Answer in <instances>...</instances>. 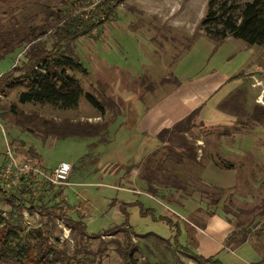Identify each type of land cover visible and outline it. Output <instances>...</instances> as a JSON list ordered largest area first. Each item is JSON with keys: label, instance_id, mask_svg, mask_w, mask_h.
I'll return each instance as SVG.
<instances>
[{"label": "rangeland", "instance_id": "374dc122", "mask_svg": "<svg viewBox=\"0 0 264 264\" xmlns=\"http://www.w3.org/2000/svg\"><path fill=\"white\" fill-rule=\"evenodd\" d=\"M60 1L0 0V35L11 29L12 12L17 18L35 17V22L40 23L42 6H54ZM95 1L89 0L85 7ZM208 1L113 0L114 20L73 46L86 72H70L79 79L85 94L90 93L101 101L104 116L85 97L76 108L63 110L46 104H19V90L0 89V153L8 154V168L12 171L8 177L6 171L0 174V179L11 178L14 185H19L18 179L22 176L37 174L34 170L20 174L18 169L25 165L49 174L62 164L72 169L71 185L60 186L65 187L64 196L72 211L76 210L75 214H70L83 220L88 234H83L82 229L73 230L69 222L52 214L42 217L38 212L32 215L24 211L21 221L25 233L35 228L52 229L46 240L56 247V255L48 258L53 264H126L120 252L129 247L130 264H197L191 255L196 253L194 227L188 226L186 230L180 220L181 234L175 240V228L171 229L161 217L177 219L171 214L178 210L181 215L190 216V223L202 227L208 214L218 209L232 222L234 234L240 233L239 241L247 235L261 252L263 262H259L264 264V165L257 161L250 165L248 156H237L234 158L239 165L234 166L238 169L235 186L220 189L206 186L203 180V184L196 182V186L189 189L197 190L196 198L184 203L183 210L170 203L176 196L149 195L145 184L135 178L131 170L133 164L144 157L138 154L139 138L134 131V116L143 108L139 100L148 98L149 102H155L172 90L177 83L172 73L180 80L193 74L206 76L214 70L234 68L246 53L249 59L252 56L246 69L236 66L241 70L240 76L246 79L244 85L222 104V108L236 116V121L232 125L207 127L195 119V128L185 137L197 147L198 159L202 150L207 155L206 152L223 143L225 138L221 136L236 135V147L256 149L259 158L264 160V46L250 47L233 38L216 41L206 37L201 22L206 17ZM245 1L248 0L242 3ZM245 46L250 51L241 54ZM24 50H16L0 59V77L16 64L21 65ZM13 105L19 109V116L12 112ZM23 117L35 122L25 127L34 130L33 133L24 132L25 128L18 125ZM43 122L51 124L45 126ZM59 126L70 131L72 128L98 133L99 137L59 140L49 136L44 142L52 128L55 132ZM218 137L221 140L218 141ZM158 144L162 148L159 141ZM13 149H17L18 157L26 164H20ZM32 155L37 156L35 160ZM152 156L144 157L141 163ZM195 171L200 175V168ZM43 181L33 185L34 196L40 195L46 185ZM188 205L191 208L202 206V212L190 215ZM2 208L8 210L9 207L6 204ZM126 224L135 236L121 233L128 228ZM238 255L246 262L242 257L245 251Z\"/></svg>", "mask_w": 264, "mask_h": 264}, {"label": "trees", "instance_id": "16d2710c", "mask_svg": "<svg viewBox=\"0 0 264 264\" xmlns=\"http://www.w3.org/2000/svg\"><path fill=\"white\" fill-rule=\"evenodd\" d=\"M103 1L101 0L90 11H83L89 0L75 2L61 0L54 6L43 5L40 23L35 22V17L21 19L14 16L12 12L11 29L0 35V59L16 50L25 49L22 53L24 61L20 66L16 64L11 71L0 77V89L19 90V104H46L63 110L76 108L82 97H85L104 116L105 108L101 101L90 93L85 94L79 79L70 73L72 71L86 72L73 51L77 41L92 36L95 30L98 31L104 24L113 21L116 16V5L113 4V0ZM201 28L206 37L216 41L233 38L243 41L250 47L264 46V0H248L243 3L242 0H209ZM12 112L19 116L20 112L16 105L12 106ZM196 116L197 112H193L171 129L160 132L157 140L162 148L159 147L147 162L138 165L147 193L164 198L166 195L176 196L175 201L170 203L180 209L184 207L185 200L194 198L198 193L197 190L189 189L195 187L196 182L202 183L195 168H204L208 162L206 160H212L223 170L234 169L233 164L224 161L219 155L204 154L202 161H198L197 147L185 137V134L195 128ZM17 123L25 128L28 125L33 126L35 122L33 119L23 117ZM42 124L46 126L51 123L43 122ZM24 132L31 134L34 130L25 128ZM49 136H55L59 140L71 137H99L98 133L91 134L72 128L70 131L63 126H59L55 132L52 128L51 133L45 136L44 142L48 141ZM12 153L18 157L17 149H13ZM36 157L32 155L31 158L35 160ZM18 158L20 164L27 163ZM9 160L7 153H0V174L9 167ZM43 180L44 178L37 174L22 176L19 185H14L11 178L6 181L0 179V205L6 207L7 204L9 207L8 210L0 207V264H53L48 258L56 255V247L47 244L46 240L47 233H50L49 230L52 229L35 228L34 231L25 233L21 222L24 211H30L32 215L38 212L42 217H50L52 214L56 218L60 217L69 222L73 230L82 229L83 234H88L83 220L75 219L71 215L75 214L76 210L73 212V208L65 199V187L52 185ZM40 181H43L46 184L43 186L47 188L43 187L40 195L36 197L31 189ZM2 214H6L5 217H2ZM173 215L178 217L174 213ZM161 219L171 229L175 228L177 235L174 239L177 240L178 235L181 234L180 217L174 220L170 217H161ZM131 229L128 226L121 233L130 236ZM132 235L135 236V234ZM239 235L234 233L230 235L227 246L240 245L248 241L247 235L239 241ZM32 240L40 241L34 244ZM175 242L179 244L178 241ZM130 250L129 247L120 252L126 264H130L132 258V254H128ZM191 255L197 264H222L216 257L205 258L197 253Z\"/></svg>", "mask_w": 264, "mask_h": 264}, {"label": "crops", "instance_id": "0c3cea01", "mask_svg": "<svg viewBox=\"0 0 264 264\" xmlns=\"http://www.w3.org/2000/svg\"><path fill=\"white\" fill-rule=\"evenodd\" d=\"M230 40L229 38L226 41ZM243 51H250V49L245 46L240 51L241 54H243ZM251 58L252 56L249 59V54L246 53L245 56L238 61V65L236 66L240 67V69H242V67L246 69V65L250 63ZM236 66L234 68L228 67L224 70L219 69V71L214 70L207 73L206 76L193 74L183 80L178 79L172 73L177 81L172 90L155 102H149L148 98L140 99L139 102L141 101L144 106L142 104L143 108L137 111L138 115L136 117L134 116V131L139 138V142L136 145L138 154L144 157L154 154L159 147L157 136L160 132L164 129H171L175 124L186 119L193 112H197L195 119L199 123H204L207 127L232 125L236 121V116L222 108V104L226 102L230 95L238 88L243 87L244 80H246L240 76L241 70H237L238 67L236 68ZM235 136L236 135H231V137L230 135L221 136V138H225L224 140L222 139L223 143L221 142V144H218L217 148H214L213 151L211 150L209 153L206 152L207 156L219 155L234 166H239L235 164L234 158L239 155L241 157L248 156L250 158L248 160L250 165H253L256 161L259 165H264V160L259 158L260 156L255 152L256 149L250 150L249 148L236 147ZM217 140H221L220 137H218ZM260 145H258L257 148H260ZM201 152V159L199 158L198 161H202L204 151L202 150ZM144 157L139 162L134 163V168L132 169L134 171L133 176L141 181L138 165L142 162ZM206 161L208 162L205 167L200 169V178L206 185L220 189H230L235 186L238 169L234 168L233 170L227 171L216 166L212 160ZM241 166L243 167L245 164ZM223 172H226V174L223 175ZM130 182L133 181L130 180ZM187 201L188 200H185L184 203ZM201 205L204 204L201 203ZM181 209H185V205ZM188 209L190 210L189 214L194 215L201 213L203 207L191 208L188 205ZM218 211L219 209L208 214L206 222L202 227H196L194 224L190 223V216L185 217L181 215L178 210H175L176 213H173L180 217L185 224L186 230H188V226L194 227L197 254L205 258L216 257L222 264H260L262 261V254L251 241L248 240L240 245L233 244L227 246L228 238L234 233V227L232 222L221 212L222 210L220 212ZM173 213L171 215H173ZM242 251L246 252V255L242 256L246 262H242L239 259L240 256L238 254Z\"/></svg>", "mask_w": 264, "mask_h": 264}, {"label": "built area", "instance_id": "2783aa9c", "mask_svg": "<svg viewBox=\"0 0 264 264\" xmlns=\"http://www.w3.org/2000/svg\"><path fill=\"white\" fill-rule=\"evenodd\" d=\"M100 0L95 1L91 7L83 9V11H90L93 7L98 5ZM87 18V17H86ZM11 156V155H10ZM20 174H27L29 171L34 170L39 176L44 178L48 183L56 186L65 185L70 186V178H71V167L67 164H62L60 167L56 168L54 171H52L50 174L43 172L42 170H37L36 168L30 169L29 166L25 165L24 168H19ZM25 172V173H24ZM6 176L8 177L12 171L8 168L6 170ZM4 176V175H3ZM20 179H18V182Z\"/></svg>", "mask_w": 264, "mask_h": 264}]
</instances>
